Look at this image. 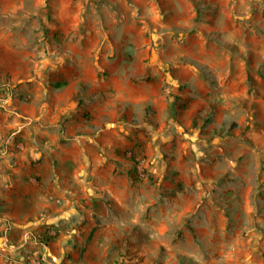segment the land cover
I'll list each match as a JSON object with an SVG mask.
<instances>
[{"label":"rangeland","instance_id":"rangeland-1","mask_svg":"<svg viewBox=\"0 0 264 264\" xmlns=\"http://www.w3.org/2000/svg\"><path fill=\"white\" fill-rule=\"evenodd\" d=\"M138 37L151 46L143 78L173 106L160 118L150 104L135 110L155 119L142 129L154 142L148 158L127 150L124 201L100 189L98 203L82 199L74 225L32 234L40 250L20 264L34 254L43 264H264L262 129L253 138L244 130L264 115V0H0V44L35 62L66 53L72 61L80 41L98 43L109 60L114 44ZM108 75L103 65L98 76ZM0 87L10 107L18 91ZM7 257L0 264H14Z\"/></svg>","mask_w":264,"mask_h":264},{"label":"crops","instance_id":"crops-1","mask_svg":"<svg viewBox=\"0 0 264 264\" xmlns=\"http://www.w3.org/2000/svg\"><path fill=\"white\" fill-rule=\"evenodd\" d=\"M142 40L117 42L113 46L119 51H112L109 60L100 58L96 42L88 46L80 41L72 61L66 53L36 62L0 44V83L8 82L19 95L10 107L0 100V256L6 252V259L20 264L22 254L40 250L32 234L67 232L65 225L78 220L76 206L98 203L100 190L118 203L128 196L131 180L123 165L128 163L125 153L133 149L146 159L154 144L142 130L151 128L153 112L148 120H140L135 110L150 104L160 118L173 107L170 98L143 78L151 46L144 44L148 38ZM103 65L109 75L99 78ZM172 74L179 79L182 73ZM4 95L0 87V99ZM251 120L244 130L253 138L262 129L256 141L264 143V115L254 114ZM16 132L20 146L14 141ZM151 137L159 142V137ZM55 252L48 245L46 254L52 257Z\"/></svg>","mask_w":264,"mask_h":264},{"label":"trees","instance_id":"trees-1","mask_svg":"<svg viewBox=\"0 0 264 264\" xmlns=\"http://www.w3.org/2000/svg\"><path fill=\"white\" fill-rule=\"evenodd\" d=\"M196 10L199 11L198 8H196ZM198 16H199V12H197V14H196V18H198ZM171 32H172V34H174V33H175V29H172ZM182 39H183V38H181L179 41H182ZM146 78H148V77H146ZM168 79H169V80H168V84H172V83H175V82L177 81V79H176L175 77H173V76H169ZM167 97L175 98V96H174L172 93H168ZM183 106H184V105H181V107H183ZM90 235H91V232L88 234L87 239L90 238Z\"/></svg>","mask_w":264,"mask_h":264},{"label":"built area","instance_id":"built-area-1","mask_svg":"<svg viewBox=\"0 0 264 264\" xmlns=\"http://www.w3.org/2000/svg\"><path fill=\"white\" fill-rule=\"evenodd\" d=\"M11 97L8 96L7 100H10ZM27 264H43V259L38 255H32L29 257Z\"/></svg>","mask_w":264,"mask_h":264}]
</instances>
